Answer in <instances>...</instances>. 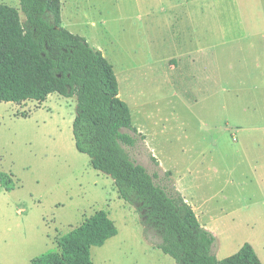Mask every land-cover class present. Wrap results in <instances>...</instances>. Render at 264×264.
<instances>
[{
	"label": "crops",
	"instance_id": "obj_1",
	"mask_svg": "<svg viewBox=\"0 0 264 264\" xmlns=\"http://www.w3.org/2000/svg\"><path fill=\"white\" fill-rule=\"evenodd\" d=\"M153 1L207 43L114 69L119 97L201 225L228 247L222 258L249 243L264 264V0Z\"/></svg>",
	"mask_w": 264,
	"mask_h": 264
},
{
	"label": "rangeland",
	"instance_id": "obj_2",
	"mask_svg": "<svg viewBox=\"0 0 264 264\" xmlns=\"http://www.w3.org/2000/svg\"><path fill=\"white\" fill-rule=\"evenodd\" d=\"M132 1L61 0L63 27L92 47L101 46L116 72L207 43L189 24L188 32L180 31L173 15L167 23L155 1L152 6L147 0L139 6ZM0 4L20 9V0ZM20 16L24 22L21 11ZM216 111L221 115L219 107ZM76 115L75 97L51 94L44 102L0 101V173L10 176L9 185L14 186L8 191L0 182V264H31L57 251L61 237L98 211L109 214L118 235L92 249L94 264H176L154 248L155 238L146 234L134 207L119 198L113 180L94 170L89 156L77 151ZM135 157L150 173L157 170L144 148H138ZM214 233L220 240L216 255L225 259L228 247L222 249V239Z\"/></svg>",
	"mask_w": 264,
	"mask_h": 264
},
{
	"label": "trees",
	"instance_id": "obj_3",
	"mask_svg": "<svg viewBox=\"0 0 264 264\" xmlns=\"http://www.w3.org/2000/svg\"><path fill=\"white\" fill-rule=\"evenodd\" d=\"M61 12V0H20V9L0 4V101L44 102L51 94L75 97L77 151L113 180L119 198L134 207L146 234L155 238L154 248L176 264H262L249 243L218 259V236L201 225L173 173L160 166L145 136L132 126L113 65L86 38L63 27ZM140 147L156 166L153 173L136 159ZM0 182L8 191L14 188L6 174L0 173ZM117 235L109 214L98 211L61 237L57 251L31 264H94L92 249Z\"/></svg>",
	"mask_w": 264,
	"mask_h": 264
}]
</instances>
